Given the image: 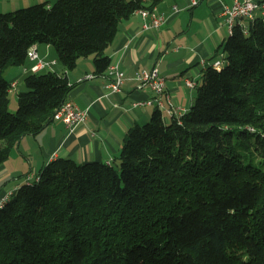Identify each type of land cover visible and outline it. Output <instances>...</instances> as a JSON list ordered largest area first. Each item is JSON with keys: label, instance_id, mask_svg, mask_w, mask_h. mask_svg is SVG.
Returning <instances> with one entry per match:
<instances>
[{"label": "trees", "instance_id": "trees-1", "mask_svg": "<svg viewBox=\"0 0 264 264\" xmlns=\"http://www.w3.org/2000/svg\"><path fill=\"white\" fill-rule=\"evenodd\" d=\"M165 0H57L0 13V165L54 121L74 85L32 72L10 110L11 66L54 48L96 75L120 24ZM207 65L195 103L165 120L159 107L129 128L112 162L56 158L0 207V264H264V16L236 25ZM254 147L259 164L241 147Z\"/></svg>", "mask_w": 264, "mask_h": 264}, {"label": "crops", "instance_id": "crops-1", "mask_svg": "<svg viewBox=\"0 0 264 264\" xmlns=\"http://www.w3.org/2000/svg\"><path fill=\"white\" fill-rule=\"evenodd\" d=\"M56 1L0 0V13L40 3L51 6ZM198 1L196 6L192 5L191 0L162 2L157 9L167 16V22L159 29H144V20L139 13L120 24L119 33L107 50L112 65L118 64L125 72V80L118 93L111 92L108 87L113 79L108 73L102 76L95 74L92 57L81 59L77 68L71 71L59 63L52 67L65 73L74 85L69 100L88 112L87 120L75 129L63 121L54 120L33 139L24 137L16 149L21 154L20 158L27 161L31 171L38 172L45 164L59 157L72 158L79 163H114L129 128L148 121L157 107L147 103L155 94L148 87L140 86L136 80L139 71L158 68L165 80V92L161 98L166 121L170 119L168 110L171 106L176 116L190 110L196 100L203 69L220 57L222 59L221 46L229 37L222 4L232 5L236 0ZM175 7L178 12H175ZM35 47L43 60L56 59L52 46L40 44ZM35 63L28 58L24 65L13 70L8 68L6 72L9 78L6 79L18 86L21 79L32 73L31 68ZM188 81H193L194 85L190 86ZM24 140H27L26 144ZM14 155L19 153L16 151ZM8 170L6 162L0 165V200H9L15 195L21 184L17 182L11 186L6 181L11 175L18 177L24 174L27 167L4 175ZM31 178H27L28 182Z\"/></svg>", "mask_w": 264, "mask_h": 264}, {"label": "built area", "instance_id": "built-area-1", "mask_svg": "<svg viewBox=\"0 0 264 264\" xmlns=\"http://www.w3.org/2000/svg\"><path fill=\"white\" fill-rule=\"evenodd\" d=\"M149 1V0H144ZM193 6L198 5V0H191ZM252 10H259L263 12L264 3H260V0H236L232 5L222 4V14L227 20H231L233 16H241L242 19H247L249 13ZM178 8L175 7V12H178ZM144 20V29H159L167 22V16L159 11L158 16H150V8L140 10L138 12ZM247 30V27H243ZM28 58L34 60L36 63L31 68L32 72H38L47 67L52 68L56 62H47L40 58L35 46L31 47L28 51ZM221 60L214 62L213 66L220 63ZM108 74L113 78L110 85L108 86L113 93H118L121 90V85L125 80V72L121 70L120 66L111 65L108 69ZM136 80L139 82L140 86L148 87L155 96L147 101L148 104H155L161 110L164 107V101L161 96L165 92V80L160 76L158 68H153L151 70H142L137 73ZM190 86L194 85L193 81H188ZM14 88L17 87V83H13ZM137 105V104H136ZM173 107L169 108L168 112L170 115L174 114ZM88 112L82 110L75 102L68 100L65 102L61 108H59V115L54 118V120L63 121L71 129H75L77 126L83 124L87 120ZM2 200V199H1Z\"/></svg>", "mask_w": 264, "mask_h": 264}, {"label": "rangeland", "instance_id": "rangeland-1", "mask_svg": "<svg viewBox=\"0 0 264 264\" xmlns=\"http://www.w3.org/2000/svg\"><path fill=\"white\" fill-rule=\"evenodd\" d=\"M246 22V24H248V22L247 21H245ZM55 51V50H54ZM54 53H56V51L54 52ZM56 55H57V53H56ZM221 58V57H220ZM219 58V60H221L222 61V59H220ZM84 59H88V58H84ZM89 59H91V58H89ZM56 60V61H55ZM55 60H53V61H55L56 62V64L57 63H59V59H58V57L56 56V59ZM53 61H47V62H53ZM55 64V65H56ZM60 64V63H59ZM54 65V66H55ZM61 65V64H60ZM53 66V67H54ZM10 68V70H13V69H16V68H18V66H11V67H9ZM77 68V67H76ZM57 69H58V67H57ZM54 71V68H51L50 69V67H47L46 69H45V71H42L41 73H44V72H48V71ZM5 74V78H7L8 77V75H7V72H5L4 73ZM9 78V77H8ZM201 83H202V80L200 79L199 80V84L201 85ZM26 89V87H25V82H24V80L23 79H21L20 81H19V85L17 86V87H15V88H13L12 89V91L10 92V107H13V109H12V113L14 112V113H16V111H17V108H18V93L20 92V91H22V90H25ZM167 115L166 114H164V117H166ZM151 118V117H150ZM169 119V118H168ZM167 119V120H168ZM147 121H145V122H143L142 124H145ZM43 132V131H42ZM41 132V133H42ZM37 135H39V134H37ZM37 135H28V136H25V137H28V139H33V137H36ZM27 139V138H26ZM26 141L27 140H24V144H26ZM21 142V141H20ZM23 148V147H22ZM241 150H242V152L244 153V155H245V158H246V160H247V162H252L253 164H259V157H258V154H257V151L255 150V148L254 147H251V146H249L248 148H245V147H241ZM18 152L19 153V155H14V153L15 152ZM20 152L18 151V149H14L13 151H12V153H11V156H10V158L6 161V165H7V167H8V171L7 172H5L4 173V175H8V173L9 174H11V173H13V170H21L22 168H26L27 167V170L25 171V173L24 174H20V175H18V177H13L12 175L9 177V181H6L7 183H11V186H14V185H16V183L17 182H19L21 185L22 184H24V183H28V177L29 176H32V182H34L35 181V178H34V176H35V174H36V172H34V171H31L30 169H29V166H28V163H27V161L26 160H24L23 158H20ZM13 158V159H12ZM11 169V170H10ZM30 172V173H29ZM38 173V172H37ZM26 174V175H25ZM20 185V186H21ZM7 201V199L4 201V203Z\"/></svg>", "mask_w": 264, "mask_h": 264}, {"label": "bare ground", "instance_id": "bare-ground-1", "mask_svg": "<svg viewBox=\"0 0 264 264\" xmlns=\"http://www.w3.org/2000/svg\"><path fill=\"white\" fill-rule=\"evenodd\" d=\"M260 3H264V0H260ZM159 15V10L157 9V7H152L150 8V16H158ZM264 16V10L263 12H259V10H252L250 13H249V16H247V19H242L241 16H233L231 20H227V25H228V29H229V34H232L233 32V29L236 25H240L242 27H247L246 24H244L245 21H248V22H252L254 21L257 16ZM221 61L220 63L216 64V67H220L221 65ZM13 85V83H12ZM14 87L12 86V89ZM61 108V107H60ZM59 115V109L56 111V114L54 116L57 117ZM4 199L0 200V207L4 204Z\"/></svg>", "mask_w": 264, "mask_h": 264}]
</instances>
